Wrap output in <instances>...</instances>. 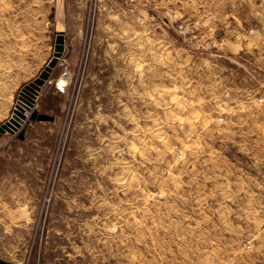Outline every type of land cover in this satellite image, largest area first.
Segmentation results:
<instances>
[{
	"label": "rangeland",
	"instance_id": "rangeland-1",
	"mask_svg": "<svg viewBox=\"0 0 264 264\" xmlns=\"http://www.w3.org/2000/svg\"><path fill=\"white\" fill-rule=\"evenodd\" d=\"M263 23L264 0H0V123L65 37L54 118L0 136V259L264 264Z\"/></svg>",
	"mask_w": 264,
	"mask_h": 264
},
{
	"label": "water",
	"instance_id": "water-1",
	"mask_svg": "<svg viewBox=\"0 0 264 264\" xmlns=\"http://www.w3.org/2000/svg\"><path fill=\"white\" fill-rule=\"evenodd\" d=\"M65 49V37L63 32L55 35L53 52L47 63L39 70L37 75L20 88L17 94L14 109L8 119L0 123V136L4 133L15 134L17 138H24L25 124L32 120H52L53 115L40 112L36 107V99L42 85L50 77V74L58 63ZM29 115L25 116L24 111ZM0 264H12L0 259Z\"/></svg>",
	"mask_w": 264,
	"mask_h": 264
},
{
	"label": "crops",
	"instance_id": "crops-1",
	"mask_svg": "<svg viewBox=\"0 0 264 264\" xmlns=\"http://www.w3.org/2000/svg\"><path fill=\"white\" fill-rule=\"evenodd\" d=\"M257 46L261 55V59L260 60V64L258 65V84L259 87L264 90V23L261 25H259L258 27V37H257ZM46 87H47V81H45V83L42 85L41 90L38 93L39 99L42 101V96L45 94L46 91ZM37 96V97H38ZM43 102V101H42ZM42 121V120H40ZM36 122L30 123L24 131V138L23 139H19L16 137V141L18 142H24L27 141L29 139V137H31L30 139L34 138L31 135H28V132L30 131L31 127H33V125H35ZM4 137V136H2ZM8 137H11V135L8 134ZM1 140V138H0Z\"/></svg>",
	"mask_w": 264,
	"mask_h": 264
},
{
	"label": "built area",
	"instance_id": "built-area-1",
	"mask_svg": "<svg viewBox=\"0 0 264 264\" xmlns=\"http://www.w3.org/2000/svg\"><path fill=\"white\" fill-rule=\"evenodd\" d=\"M64 75H65V74H64ZM62 82H63V81H62ZM24 115H25V116H28V115H29V111H28V110H25V111H24Z\"/></svg>",
	"mask_w": 264,
	"mask_h": 264
}]
</instances>
